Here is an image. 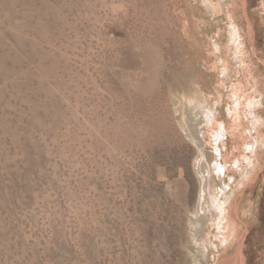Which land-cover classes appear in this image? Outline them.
I'll use <instances>...</instances> for the list:
<instances>
[{"label": "rangeland", "instance_id": "1", "mask_svg": "<svg viewBox=\"0 0 264 264\" xmlns=\"http://www.w3.org/2000/svg\"><path fill=\"white\" fill-rule=\"evenodd\" d=\"M0 264H264V0H0Z\"/></svg>", "mask_w": 264, "mask_h": 264}, {"label": "bare ground", "instance_id": "2", "mask_svg": "<svg viewBox=\"0 0 264 264\" xmlns=\"http://www.w3.org/2000/svg\"><path fill=\"white\" fill-rule=\"evenodd\" d=\"M225 70L228 72L229 70H228V67H227V65L225 66ZM224 70V71H225ZM224 76L225 77H227V73H224ZM224 84L226 83V80L223 82ZM236 87H237V85H236ZM241 99V97H240V95H237L236 93H235V96H234V102H237L236 100H240ZM197 100L204 106V107H206L207 106V108H208V114H207V123H208V125L205 127V130L207 131V133H208V135H209V138H210V146H212L213 147V145H214V143H215V145H217V147H218V152H220L221 153V156H224V152H223V149H219V139H221L222 137H224V136H221L223 133H221L219 130H218V126H219V123L224 119V117H223V113H222V110L224 109V104H223V106H221V107H219V106H217L216 105V103L214 102V103H212V102H210L209 101V99L208 98H205V97H202V96H200V95H198L197 96ZM221 100H224L222 97L221 98H219L217 101H218V103L220 102L221 103ZM240 104H242L241 102L237 105V106H235L234 108H232L231 107V111L233 112V114H234V116L233 117H231L230 119H226L225 120V125H224V127L226 128V138L228 139V142L231 140L230 138H231V136L230 135H232V134H234V133H236V137L238 136V137H241L242 139H243V136H244V134H243V136H242V132H241V127L243 126V122H242V115H241V111H240V109H241V107H239L240 106ZM257 104H258V102L257 101H254L253 99H248V98H246L245 99V102L243 103V107L244 106H246V107H249V109L247 110V115H246V117L248 118V120H249V123L251 124V128L249 129L250 131H252L253 129H252V127L253 126H257V125H255V122L257 121V119H255L254 117H255V112H254V109H255V106H257ZM198 110V109H197ZM259 121V120H258ZM194 123V122H193ZM187 125V124H186ZM254 128V127H253ZM225 130V129H224ZM243 130V129H242ZM237 131V132H236ZM195 138V137H194ZM215 139V140H214ZM195 140V139H194ZM196 140H197V138H196ZM195 140V141H196ZM199 140H197V142H198ZM206 141V140H205ZM228 142L226 143V149L228 150ZM209 145V144H208ZM255 146H256V142L255 141H252L250 144H247L246 146H245V148L247 149V147L249 148V150L253 153V151H254V148H255ZM246 152H247V150H245ZM232 154V153H231ZM233 155V154H232ZM235 155V157H237L238 158V161L236 162V164L234 163V161L236 160V159H234L233 157H231L230 158V161H226L225 162V164H224V162H222L223 163V165H222V163L220 164V165H222L221 167V171H223L224 170V172H225V176L227 175L226 174V172L228 171V170H230V172L231 171H234V173L235 174H239V171L241 170L242 172H246L247 171V168L248 167H245L244 166V163H243V160L241 161V159L243 158V157H241V159H239V155L238 156H236V154H234ZM244 155V154H243ZM245 157V156H244ZM251 157H253V155H251ZM249 159V158H248ZM250 161V160H249ZM227 170V171H226ZM214 171L220 176H218L220 179H221V177H222V175H220L221 173H220V171L217 169V167L215 166L214 167ZM234 174V175H235ZM244 175V174H243ZM214 182H216V177H215V179H213V180H211V184H212V188L214 189V188H216L217 186H216V184H214ZM217 189V188H216ZM230 189V188H229ZM219 200V199H218ZM225 201V203L223 204V202ZM223 202H221V200H219V202H218V210L220 211V210H222V207L223 206H227V202H230V198L229 197H226L224 200H223ZM222 206V207H221ZM226 208V207H225ZM228 208V207H227ZM228 210H229V208H228ZM224 217V216H223ZM212 225L213 226H216V228H217V231L219 232V230H221V227H223V226H221V227H219L218 226V217H215L214 216V218L212 219ZM206 241V240H205ZM219 247V246H218ZM208 249V248H207Z\"/></svg>", "mask_w": 264, "mask_h": 264}]
</instances>
